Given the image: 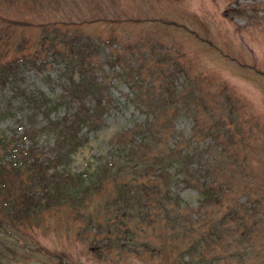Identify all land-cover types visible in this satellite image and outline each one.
Instances as JSON below:
<instances>
[{
	"label": "rangeland",
	"instance_id": "1",
	"mask_svg": "<svg viewBox=\"0 0 264 264\" xmlns=\"http://www.w3.org/2000/svg\"><path fill=\"white\" fill-rule=\"evenodd\" d=\"M0 16L4 34L0 42L5 43L0 61H22L26 56L14 77L0 84L1 133L16 136L30 127L38 147L51 151L52 136L44 126L49 118L63 115L67 105L27 119L30 108L20 91L57 99L70 72L63 58L41 46L43 25L79 28L100 42L91 66L105 79L109 103L97 128H82L86 141L65 168L92 171L114 154V134L147 119L148 109L136 92L157 93L166 81L194 88L202 101L194 106L201 122L196 124L193 112L167 113L171 125L165 142L190 138L195 147H203L206 161L221 162L216 176L227 188L218 203L205 208L203 228L209 231L213 223L221 227L225 221L233 229L221 240L210 238L208 255H216V264H264V0L0 2ZM31 141L28 138L25 144ZM173 189L185 204H198V191L179 174ZM231 206L246 209L247 237L235 230L240 223L229 215ZM83 224L69 210L49 212L22 227L21 244H41L83 264H174L172 238L162 222H157L159 233L150 229L146 235L163 247L162 254L141 255L117 251L98 255L90 233H80Z\"/></svg>",
	"mask_w": 264,
	"mask_h": 264
},
{
	"label": "trees",
	"instance_id": "2",
	"mask_svg": "<svg viewBox=\"0 0 264 264\" xmlns=\"http://www.w3.org/2000/svg\"><path fill=\"white\" fill-rule=\"evenodd\" d=\"M43 1L0 0L8 5ZM57 24L43 25L41 46L64 59L69 78L55 100L20 91L30 108L27 119L67 105L63 115L49 118L44 126L52 136L51 151L38 147L36 132L30 127L16 136L0 132V264H83L41 244H21L22 227L59 209L69 210L77 221L84 222L80 233H90L92 249L98 255L114 251L162 254L163 247L146 236L150 229L159 233L157 222H162L172 238L174 264H216V255L207 252L210 238L221 240L233 229L225 221L221 227L213 223L209 231L203 228L207 223L205 208L218 203L227 188L216 176L221 162L216 158L206 161L203 147H195L190 138L170 145L165 142L171 125L167 113L193 112L199 124L202 118L194 106L202 103L201 98L194 95V88H179L169 81L157 93L136 92L134 85L139 103L148 109L147 119L114 134V154L92 171H70L65 167L86 141L82 128L100 125L109 99L105 79L96 76L91 66L100 42L79 28L62 30ZM74 25L79 27L80 22L74 21ZM2 37L0 31V40ZM4 48L5 43L0 42V57ZM25 59L0 61V84L14 77ZM117 59L121 62L119 55ZM28 138L32 141L25 144ZM176 174L198 191L195 207L185 204L173 189ZM245 210L240 206L229 210V215L239 220L234 228L242 237L250 230Z\"/></svg>",
	"mask_w": 264,
	"mask_h": 264
}]
</instances>
